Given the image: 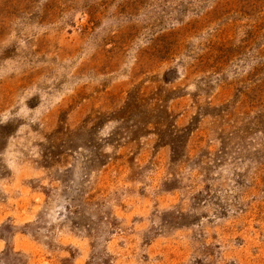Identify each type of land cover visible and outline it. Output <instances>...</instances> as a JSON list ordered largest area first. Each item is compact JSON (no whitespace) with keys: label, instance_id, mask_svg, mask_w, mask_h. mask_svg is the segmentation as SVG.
Here are the masks:
<instances>
[{"label":"rangeland","instance_id":"374dc122","mask_svg":"<svg viewBox=\"0 0 264 264\" xmlns=\"http://www.w3.org/2000/svg\"><path fill=\"white\" fill-rule=\"evenodd\" d=\"M240 1L0 0V264H264Z\"/></svg>","mask_w":264,"mask_h":264},{"label":"trees","instance_id":"16d2710c","mask_svg":"<svg viewBox=\"0 0 264 264\" xmlns=\"http://www.w3.org/2000/svg\"><path fill=\"white\" fill-rule=\"evenodd\" d=\"M264 2V0H241L240 6L243 9H240L237 11V14H248V12H255L259 9L260 5ZM238 5V7H239ZM91 21V20H89ZM264 33V18L260 20L258 23H256L253 26L248 27L245 30V33L243 37L241 38V41L239 43H234L230 41V47L223 46L224 48L221 50L222 54L224 55L225 59L230 56V63H234V60L238 58L239 56L244 55L245 58L241 61L245 65H247L253 55L259 56L261 58V61L264 59V44L260 43V37ZM156 39H154L155 41ZM185 47V53L184 56L192 59L193 62L189 64V72H194L197 67V54L196 51L189 44ZM175 48L170 46L169 48H166V51L168 54H172V51H174ZM242 65H235V68L232 69L233 72V81L236 82V90L238 92V95L243 96V102L244 104L249 105L251 108H258V107H264V83L263 82H254L256 72L259 70L257 68H254L253 70L249 71V73L245 76H241V70L244 66ZM261 67H264V62H262ZM171 73H175V75H179V69L178 68H171L164 72L163 75V81L168 83L173 78L170 77ZM232 81V83H233ZM251 83V84H250ZM231 84V82H230ZM258 116L260 119L263 118L264 113H259ZM264 121V118H263ZM262 121V122H263Z\"/></svg>","mask_w":264,"mask_h":264}]
</instances>
